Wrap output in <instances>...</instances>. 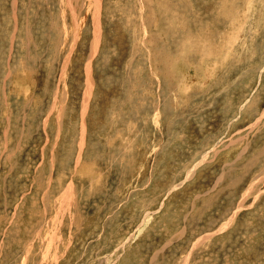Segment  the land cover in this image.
<instances>
[{"label": "rangeland", "instance_id": "rangeland-1", "mask_svg": "<svg viewBox=\"0 0 264 264\" xmlns=\"http://www.w3.org/2000/svg\"><path fill=\"white\" fill-rule=\"evenodd\" d=\"M0 264H264V0H0Z\"/></svg>", "mask_w": 264, "mask_h": 264}]
</instances>
